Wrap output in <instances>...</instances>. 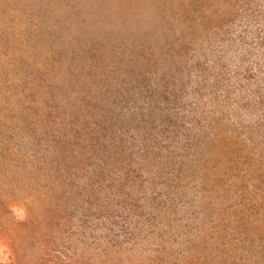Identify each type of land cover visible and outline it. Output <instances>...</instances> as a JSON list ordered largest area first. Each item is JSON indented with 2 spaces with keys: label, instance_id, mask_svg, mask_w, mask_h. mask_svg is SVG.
<instances>
[{
  "label": "rangeland",
  "instance_id": "obj_1",
  "mask_svg": "<svg viewBox=\"0 0 264 264\" xmlns=\"http://www.w3.org/2000/svg\"><path fill=\"white\" fill-rule=\"evenodd\" d=\"M0 264H264V0H0Z\"/></svg>",
  "mask_w": 264,
  "mask_h": 264
},
{
  "label": "trees",
  "instance_id": "obj_2",
  "mask_svg": "<svg viewBox=\"0 0 264 264\" xmlns=\"http://www.w3.org/2000/svg\"><path fill=\"white\" fill-rule=\"evenodd\" d=\"M241 38V37H240ZM252 39H253V37H252ZM250 45V44H249ZM249 110H252V109H249ZM259 110V109H258ZM257 109H256V111H255V113L258 111ZM239 121V123L242 121L241 119H238Z\"/></svg>",
  "mask_w": 264,
  "mask_h": 264
}]
</instances>
